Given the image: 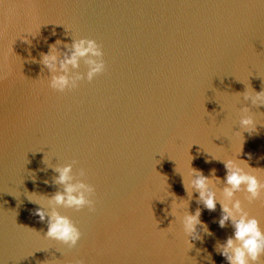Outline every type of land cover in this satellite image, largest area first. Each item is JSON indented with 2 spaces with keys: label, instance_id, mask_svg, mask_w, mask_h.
Masks as SVG:
<instances>
[{
  "label": "water",
  "instance_id": "obj_1",
  "mask_svg": "<svg viewBox=\"0 0 264 264\" xmlns=\"http://www.w3.org/2000/svg\"><path fill=\"white\" fill-rule=\"evenodd\" d=\"M72 37L94 39L105 70L56 92L39 55ZM248 87L264 89L261 0H0V264H228L214 246L231 224L218 225L219 203L189 198L181 174L191 160L223 181L208 152L234 158L242 146L264 181V126L243 144L235 135ZM250 110L264 121V105ZM68 163L94 187V211L57 206L81 232L72 247L46 238L35 215L62 187L51 166ZM171 193L211 232L191 249ZM236 196L264 229V195Z\"/></svg>",
  "mask_w": 264,
  "mask_h": 264
},
{
  "label": "clouds",
  "instance_id": "obj_2",
  "mask_svg": "<svg viewBox=\"0 0 264 264\" xmlns=\"http://www.w3.org/2000/svg\"><path fill=\"white\" fill-rule=\"evenodd\" d=\"M67 34L66 32L65 35ZM32 36L35 37V35ZM62 43L64 51L59 48ZM39 57L41 72L44 69L48 72L47 86L60 93L76 88L81 80L92 81L105 70L101 46L94 39L86 37L78 39L72 37L70 44L57 39L49 45L48 51L40 53ZM81 60L86 65V71L83 73L73 71L80 67ZM239 94L248 105L240 108L239 130L235 131L237 139L243 144V133L252 135L257 132L258 124L264 126V121L258 120L250 110V106L264 105V89L254 91L248 87ZM241 151L242 146L234 158H220L208 152L211 159L223 162L225 168L223 181L215 175V169L210 170V174L206 176L201 170L191 167V160L187 175L179 173L188 197L191 198L192 191L195 190L198 193V202L207 210H215L219 203L221 215L217 221L218 225L224 227L226 223H230L233 228L231 236L227 237L223 243L215 244V250L225 258L228 264H258L260 258L264 256V229L260 227L257 217L250 215L244 209L236 194L246 193L249 203L256 201L264 195V181L260 180L256 174L258 168L250 167L246 160L238 158ZM246 155L249 159L251 158L250 153ZM44 162L47 164L45 157ZM51 167L58 174L54 177V183L62 187L47 198L48 210L46 211L41 205L35 209V215L41 221L47 217V230L44 233L46 238L72 247L80 240L81 232L68 216L57 211V206L78 210L87 207L90 211H94V200L91 198L94 187L73 175L71 163ZM78 175L83 177L85 173L81 170ZM221 183L223 186H220ZM170 196L172 201L168 214L179 223L187 249H191L194 246L192 241L202 240L201 232L208 235H211V232L200 219L199 207L190 213L187 210L188 200L177 198L173 193ZM196 251L198 254L202 250L198 248ZM206 258L210 259V256ZM193 261L196 264L194 259Z\"/></svg>",
  "mask_w": 264,
  "mask_h": 264
}]
</instances>
